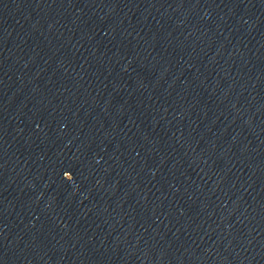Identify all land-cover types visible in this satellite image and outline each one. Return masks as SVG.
<instances>
[{
    "label": "water",
    "instance_id": "1",
    "mask_svg": "<svg viewBox=\"0 0 264 264\" xmlns=\"http://www.w3.org/2000/svg\"><path fill=\"white\" fill-rule=\"evenodd\" d=\"M0 107L264 258V0H0Z\"/></svg>",
    "mask_w": 264,
    "mask_h": 264
},
{
    "label": "clouds",
    "instance_id": "2",
    "mask_svg": "<svg viewBox=\"0 0 264 264\" xmlns=\"http://www.w3.org/2000/svg\"><path fill=\"white\" fill-rule=\"evenodd\" d=\"M63 178L68 180V181H72L74 179L69 171H64L63 172Z\"/></svg>",
    "mask_w": 264,
    "mask_h": 264
}]
</instances>
